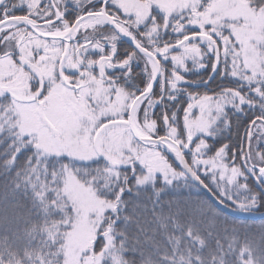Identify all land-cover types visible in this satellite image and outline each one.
<instances>
[{
	"label": "snow or ice",
	"instance_id": "snow-or-ice-1",
	"mask_svg": "<svg viewBox=\"0 0 264 264\" xmlns=\"http://www.w3.org/2000/svg\"><path fill=\"white\" fill-rule=\"evenodd\" d=\"M0 264H264V0H0Z\"/></svg>",
	"mask_w": 264,
	"mask_h": 264
},
{
	"label": "trees",
	"instance_id": "trees-1",
	"mask_svg": "<svg viewBox=\"0 0 264 264\" xmlns=\"http://www.w3.org/2000/svg\"><path fill=\"white\" fill-rule=\"evenodd\" d=\"M259 221H250V223H253L254 225H258L259 224Z\"/></svg>",
	"mask_w": 264,
	"mask_h": 264
},
{
	"label": "water",
	"instance_id": "water-1",
	"mask_svg": "<svg viewBox=\"0 0 264 264\" xmlns=\"http://www.w3.org/2000/svg\"><path fill=\"white\" fill-rule=\"evenodd\" d=\"M260 220V217L259 216H257L254 220H252V221H259Z\"/></svg>",
	"mask_w": 264,
	"mask_h": 264
}]
</instances>
